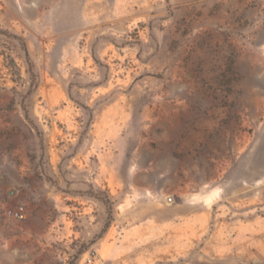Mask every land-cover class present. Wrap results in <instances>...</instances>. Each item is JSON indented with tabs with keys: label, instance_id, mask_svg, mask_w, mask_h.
I'll return each mask as SVG.
<instances>
[{
	"label": "rangeland",
	"instance_id": "rangeland-1",
	"mask_svg": "<svg viewBox=\"0 0 264 264\" xmlns=\"http://www.w3.org/2000/svg\"><path fill=\"white\" fill-rule=\"evenodd\" d=\"M0 264H264V0H0Z\"/></svg>",
	"mask_w": 264,
	"mask_h": 264
},
{
	"label": "trees",
	"instance_id": "trees-1",
	"mask_svg": "<svg viewBox=\"0 0 264 264\" xmlns=\"http://www.w3.org/2000/svg\"><path fill=\"white\" fill-rule=\"evenodd\" d=\"M12 37L14 39H17L20 42V44H21V46L23 48V51L25 53V57H26V59L28 61V65H29V67H31V64L29 62L28 51H27L25 42L21 38H19L17 36H12ZM93 197L99 199L97 196H93ZM103 203H104L105 207L107 208V219H106V222H105V225H104V229H106L109 226V224L111 222V219H112L111 203H110L109 199H107V198L105 200H103Z\"/></svg>",
	"mask_w": 264,
	"mask_h": 264
},
{
	"label": "built area",
	"instance_id": "built-area-1",
	"mask_svg": "<svg viewBox=\"0 0 264 264\" xmlns=\"http://www.w3.org/2000/svg\"><path fill=\"white\" fill-rule=\"evenodd\" d=\"M6 215L14 220H22L25 217V210L23 206H20L14 209L7 210Z\"/></svg>",
	"mask_w": 264,
	"mask_h": 264
}]
</instances>
